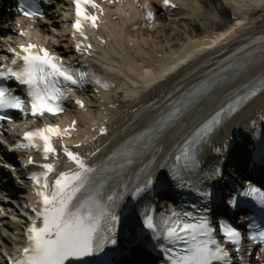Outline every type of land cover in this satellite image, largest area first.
Wrapping results in <instances>:
<instances>
[{"label": "snow or ice", "instance_id": "6c2138e0", "mask_svg": "<svg viewBox=\"0 0 264 264\" xmlns=\"http://www.w3.org/2000/svg\"><path fill=\"white\" fill-rule=\"evenodd\" d=\"M164 6L177 7L171 0H164ZM76 9L75 33L87 40L85 25L90 24L96 28L98 20L91 9L103 10L95 0H76ZM18 11L26 18H43L39 0H20ZM146 17L151 20L152 12L147 11ZM20 34L26 35L23 32ZM85 47L90 49L92 46L78 43L76 50L82 52ZM13 52L16 58L12 65L0 68V81L6 82L0 85V125L12 119L8 113L13 111L25 117H43L45 114L55 116L62 113L64 101L74 87L83 88L92 84L98 88L110 87L95 73L74 69L45 47L30 43ZM252 64L254 62L241 64V58L237 57L209 80L186 91L181 99L173 102V110L155 122L153 138H162L202 98L209 96L216 88L236 80ZM8 82H15L19 88L26 89L27 101L20 94H14L11 87L7 86ZM245 88L243 95L237 92L238 99L226 108L217 110L211 119L194 131L192 137L179 148L173 164L168 166L165 161L169 182L162 180L154 169L150 170L146 165L141 170L143 176H138L137 183L131 188L125 184L123 191L117 189L106 193L104 184L97 185L95 180L100 169L90 166L82 154L60 143L75 128V121L70 128L61 129L59 126L48 125L27 134L24 137L27 143L19 146L21 150L30 148L42 153L45 161H50L52 157L59 161L62 147L64 156L76 167L74 170L58 171L57 163L46 162L38 165L41 172L29 177L34 182L37 206L31 209L34 217L26 234L27 245L11 264H73L103 253L106 247L118 243L117 235L122 222L120 209L129 194L134 200H140L150 192L164 197L172 187L188 189L202 202L190 205L192 211L172 207L167 212H157L156 205L149 203L139 213L142 230L151 235L167 264H233L229 251L220 240L232 245L238 253L242 233L223 216L216 214L215 208H238L244 203L242 198H246L264 210V191L247 181L243 188L238 191L233 189L227 195L223 194V190L217 193L212 187L200 186L204 180H217L223 176V165L227 162L230 149L227 143L212 146V152L218 159L204 173V178L199 183H190L187 177L192 172L202 170L201 154L204 147L211 145L215 134L240 110L241 105L258 95H264V75L257 76L255 84ZM76 103L81 108L85 107L82 100H77ZM107 133V128L101 129V135ZM75 147L80 148L82 145L77 144ZM118 154L127 157L131 164V157L140 154V150ZM261 160L264 162V153H261ZM31 165L37 166L35 158L31 160ZM123 167L124 165L120 166L121 169ZM245 230L246 238L253 244L264 243V226L257 227L254 222H250L245 225ZM142 234L143 232L136 233L135 237Z\"/></svg>", "mask_w": 264, "mask_h": 264}, {"label": "bare ground", "instance_id": "6f19581e", "mask_svg": "<svg viewBox=\"0 0 264 264\" xmlns=\"http://www.w3.org/2000/svg\"><path fill=\"white\" fill-rule=\"evenodd\" d=\"M224 6L222 19L224 22L218 25H210L208 20L205 18L198 19L199 22L205 23L206 28L202 31H196L193 28H189L182 24L181 27L184 30V36H176L174 39H166L157 34L151 36L150 34L143 33L146 37L145 42H150L149 46L144 49V39L140 37L138 39L132 33L124 28L125 22H130L134 27H140L141 22H136V13L127 15L126 13L115 16L111 15V24L113 25V35H107L105 38L109 39L111 45L114 46V50L110 53V59L105 62L108 69L113 70L117 76L115 77V83L118 85L114 93L109 94H94L93 99L90 101L91 107L100 108L101 114L104 119H116L119 118V124L128 126L131 122H136L137 124L144 122L145 120L141 117L142 111L150 104L149 107H160L166 103L169 99L174 98L173 96H179V88L182 84L179 82L168 81L173 77L177 69H185L189 67V72L193 79H201L207 70L213 67H217L219 62L225 61L231 58L233 54L242 50L236 49L235 47L240 45L246 38L247 33L250 31L251 26L254 24V20L257 19L258 14L264 12V0H219ZM179 14H183L186 11H193V0H182L180 2ZM232 16L233 21L228 30L224 31L220 36L214 35V32L221 28V26L227 24L231 20L228 18ZM196 17V12H194L193 17ZM191 17L192 20L194 18ZM66 15H62L58 22L60 23ZM132 21V22H131ZM35 25V31L28 32V38H33L36 42L41 44L50 45L56 49L54 44V37L50 32L47 25L37 22ZM34 28V26H33ZM29 29V28H28ZM196 29V28H195ZM182 30V33H183ZM39 31V34H37ZM64 31V30H61ZM60 31V32H61ZM59 32V33H60ZM164 35V34H163ZM211 38V39H209ZM20 40V38H15ZM161 39L164 42L161 43ZM140 40V41H139ZM209 42H220L222 47L216 51H207L206 43ZM206 48V49H205ZM145 50L147 53L142 54ZM206 54V55H205ZM135 60L139 65L134 73V77L139 78V82L132 77L133 70L135 69ZM195 62H194V61ZM166 66H170L167 68ZM129 77L130 79H127ZM132 80L134 83L133 88L136 86L143 90L146 97L149 96L150 102H144V100H137L133 102L134 104L126 102H132L136 96H131L127 89L130 88L128 81ZM120 84V86H119ZM225 92V91H221ZM219 97L218 92H214L208 96L210 103L202 102L195 109V111L190 115L191 118H195L200 113H207L212 106L215 105L216 99ZM113 105L114 109L118 108H128L131 106H138L139 111L132 115L128 120L122 121V114L117 110L114 113V109L109 107ZM252 109L247 113L249 115ZM246 115V116H247ZM194 119H190V124ZM194 120L193 122H195ZM96 122L92 123L95 125ZM179 131H182V127L178 129V132L172 135L171 139L176 138L179 135ZM221 137V135H220ZM100 148L103 152L109 150L112 146Z\"/></svg>", "mask_w": 264, "mask_h": 264}]
</instances>
